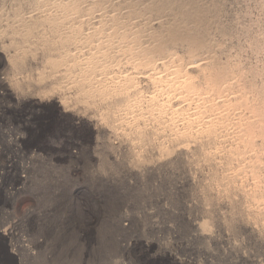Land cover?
<instances>
[{
  "label": "rangeland",
  "instance_id": "obj_1",
  "mask_svg": "<svg viewBox=\"0 0 264 264\" xmlns=\"http://www.w3.org/2000/svg\"><path fill=\"white\" fill-rule=\"evenodd\" d=\"M220 21L227 35L222 62L233 72L234 90L186 94L179 104L185 109L174 116L180 127L196 117L199 126H220V142L206 147L216 159L237 145L240 122L261 121L253 105L264 112V0H224ZM2 54L0 78L11 79ZM141 87L135 114L146 112L153 93ZM2 93L0 83V164L9 157L12 163L9 173L0 167V264H264V238L241 223V210L253 205L264 227L263 205L249 195L257 189L264 196V138L216 171L191 154L140 175L127 172L131 155L105 143L106 127L98 134L83 112L63 110L52 93L27 90L21 103ZM172 95V104L182 101ZM153 158L147 152L146 163ZM230 175L243 194H232L231 210L214 204L207 215V184L221 188Z\"/></svg>",
  "mask_w": 264,
  "mask_h": 264
},
{
  "label": "bare ground",
  "instance_id": "obj_2",
  "mask_svg": "<svg viewBox=\"0 0 264 264\" xmlns=\"http://www.w3.org/2000/svg\"><path fill=\"white\" fill-rule=\"evenodd\" d=\"M223 2L0 0V65L5 63L4 52L12 75L11 79L0 78L5 90L2 97L11 95L20 102V94L27 90L52 93L63 110L83 112L98 134L107 128L105 143L127 152L135 160L128 165L127 172L141 175L154 171L156 166L170 168L191 154L206 169L216 171L219 162L233 159V152L241 156V147L249 150L256 138H264V112L253 105L252 110L260 114L261 121L258 124L238 121L243 129L237 145L226 153V158L216 159L206 147L220 142L219 125L210 120L199 126L202 118L196 117L187 119L180 127L174 119L185 109L179 104L186 94L219 96L232 92L233 72L222 62L226 44L223 40L227 36L220 21ZM141 86L153 93L148 97L146 112L135 114L141 102L138 99ZM172 93L182 101L172 104ZM183 93L184 96L180 95ZM205 109L209 110L206 106ZM3 141L9 148L14 146L13 140ZM114 152L110 158L115 161ZM147 152L155 157L151 165L146 163ZM11 163L9 157L0 167L9 173ZM202 178L206 180L203 175ZM223 183L221 188L207 184L203 196L207 215L214 204L226 212L231 210L232 194H243L233 185L234 175ZM249 195L264 208V196L257 189ZM241 211L243 226L251 234L264 238V227L254 218L256 214L262 215V210L249 205ZM219 219L220 226L225 227L224 215Z\"/></svg>",
  "mask_w": 264,
  "mask_h": 264
}]
</instances>
